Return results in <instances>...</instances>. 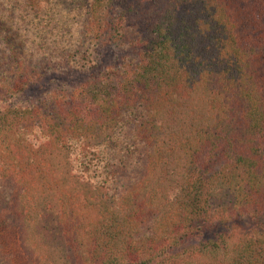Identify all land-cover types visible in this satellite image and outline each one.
<instances>
[{
    "label": "trees",
    "instance_id": "trees-1",
    "mask_svg": "<svg viewBox=\"0 0 264 264\" xmlns=\"http://www.w3.org/2000/svg\"><path fill=\"white\" fill-rule=\"evenodd\" d=\"M2 59L0 264H264V0H0Z\"/></svg>",
    "mask_w": 264,
    "mask_h": 264
},
{
    "label": "rangeland",
    "instance_id": "rangeland-1",
    "mask_svg": "<svg viewBox=\"0 0 264 264\" xmlns=\"http://www.w3.org/2000/svg\"><path fill=\"white\" fill-rule=\"evenodd\" d=\"M69 1V0H68ZM78 0H75V3ZM59 2V1H58ZM60 3V2H59ZM119 10H121L124 5L119 3L118 5ZM116 6V7H117ZM89 7V4L86 3L83 8ZM131 13L130 18V25L132 27H135V24H140V26L143 25V21L135 14ZM92 52H93V60H95L96 68L94 70L86 71V72H76V73H69V72H61L58 71L56 73H50L47 75L44 71V75H42V80L34 85L27 93L25 98L37 97L40 95H43L47 91H64L66 89L74 88L84 82H87L89 79L93 77L94 73L99 74L102 71H104L108 66L115 65L118 62V59L123 58L122 49L114 42L112 41H104L102 44L92 46ZM129 53V52H128ZM127 53V54H128ZM126 54V55H127ZM8 64V60L2 59L0 60V68L3 66H6ZM91 82V80H90ZM9 106V103L1 101L0 98V110L6 108ZM1 189L5 194H8L9 196L3 198V200L0 202V230L2 232L1 237V243L5 245L6 242H10L15 245L17 249L21 250V241L18 238V232H17V221H16V215L13 208V201H14V194L16 191V185L14 182H5L1 181ZM231 225V224H229ZM207 237V236H206ZM5 240V241H4ZM204 239L200 238L192 242L193 245L198 244L202 242ZM0 251L2 249L0 248ZM24 253V252H23ZM22 253V255H23ZM25 256L23 255V259Z\"/></svg>",
    "mask_w": 264,
    "mask_h": 264
}]
</instances>
